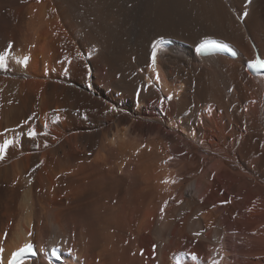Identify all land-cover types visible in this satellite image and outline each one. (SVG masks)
Masks as SVG:
<instances>
[{
    "label": "bare ground",
    "instance_id": "bare-ground-1",
    "mask_svg": "<svg viewBox=\"0 0 264 264\" xmlns=\"http://www.w3.org/2000/svg\"><path fill=\"white\" fill-rule=\"evenodd\" d=\"M5 51L0 264H264V0H0Z\"/></svg>",
    "mask_w": 264,
    "mask_h": 264
},
{
    "label": "snow or ice",
    "instance_id": "snow-or-ice-1",
    "mask_svg": "<svg viewBox=\"0 0 264 264\" xmlns=\"http://www.w3.org/2000/svg\"><path fill=\"white\" fill-rule=\"evenodd\" d=\"M9 47H11V45H9ZM213 47H215V42L214 41H204L202 42L198 48H197V51H200V52H206V51H210ZM8 55V52L5 51L3 53H0V66H3V67H7V64H6V56ZM81 56V53H77V57H80ZM155 56H156V53H155V49L153 50V54H152V62H153V65H155ZM27 57H25V62L27 61ZM250 64V67H252L253 69H264V60H261L260 58H257V59H254V60H251L249 62ZM157 80H159V75L157 74V77H156ZM171 95H169L167 97V99H171ZM163 99V98H162ZM25 123H27V121H25ZM5 131H8L7 129ZM2 135V134H0ZM27 135L29 137H35L37 135V132L35 131V129H32L30 128L27 132ZM15 143L14 139H10V138H5L3 140L2 143H0V159H2L4 157V155L6 154L7 150L9 149V147L11 145H13ZM171 159V157L169 158ZM168 181L165 180L164 183H167ZM174 182V181H173ZM167 204V201H165V205ZM163 211V209H161ZM198 235V234H197ZM32 250V247L31 245H26L24 248L20 249L19 252L13 254V264H15V261L17 259V257H19L22 253L24 252H30ZM52 254L55 256L56 253H55V250H53ZM197 257L195 256V254L192 255V259H196ZM177 264H179V260L177 261Z\"/></svg>",
    "mask_w": 264,
    "mask_h": 264
}]
</instances>
